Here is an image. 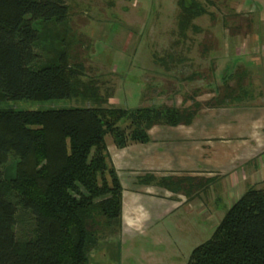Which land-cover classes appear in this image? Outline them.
Listing matches in <instances>:
<instances>
[{"label": "trees", "instance_id": "trees-1", "mask_svg": "<svg viewBox=\"0 0 264 264\" xmlns=\"http://www.w3.org/2000/svg\"><path fill=\"white\" fill-rule=\"evenodd\" d=\"M67 1L0 0V101L94 102L0 108V264H87L100 239L121 226V185L105 135L117 148L145 143L148 128L187 124L197 105H100L105 99L96 80L68 54L64 39L57 46L40 43L37 24L64 23ZM176 3L180 29L205 11L196 0ZM9 158L15 161L13 174L5 176L1 167ZM137 181L187 192L184 177L146 173ZM24 219L30 230L16 228ZM184 264H264V185L248 186Z\"/></svg>", "mask_w": 264, "mask_h": 264}, {"label": "rangeland", "instance_id": "rangeland-1", "mask_svg": "<svg viewBox=\"0 0 264 264\" xmlns=\"http://www.w3.org/2000/svg\"><path fill=\"white\" fill-rule=\"evenodd\" d=\"M196 1L204 13L180 29L177 0H68L69 14L64 23L37 24L43 37L40 43L52 41L57 46L64 39L68 54L81 62L86 76L96 80L105 99L99 103L102 106H180L184 95L194 92L208 98L204 89L195 87L234 80L232 72H242L240 65H247L242 50H233L243 47L244 36H254V45H264V12L259 18L260 11L256 10L260 7L255 0H246L256 9L250 13L237 9L234 3L241 0ZM228 62L233 64L228 69L230 76L226 72ZM86 105L94 102L74 98L0 101V108L18 110ZM104 139L113 154L117 148L110 136ZM14 164L13 158L7 159L1 167L3 175L11 176ZM211 195H201L205 207H211L210 216L187 215L179 208L147 225L140 234L121 237L118 264H184L190 251L210 236L238 198V191L224 195L226 206L216 212ZM21 221L16 228L30 230L29 220ZM115 236L117 233L101 238L92 251L109 252V245L115 246Z\"/></svg>", "mask_w": 264, "mask_h": 264}, {"label": "crops", "instance_id": "crops-1", "mask_svg": "<svg viewBox=\"0 0 264 264\" xmlns=\"http://www.w3.org/2000/svg\"><path fill=\"white\" fill-rule=\"evenodd\" d=\"M255 2L257 10L246 0L234 4L245 13L260 11V18L264 0ZM243 39V47L233 50H242L246 60L247 65H240L241 74L234 72V80L195 87L204 89L208 98L196 92L182 98L178 107L199 104L189 123L153 125L147 129V142L116 147L113 154L107 149L121 185V226L115 246L109 245L105 253L91 250L87 264H118L121 237L136 236L179 208L187 215L210 216L203 192L212 193L216 212L226 206V195L236 190L239 197L248 186L264 185V45H254L251 35ZM231 66L228 62L227 74ZM146 173L184 177L187 192H172L152 181L139 183L138 177Z\"/></svg>", "mask_w": 264, "mask_h": 264}]
</instances>
